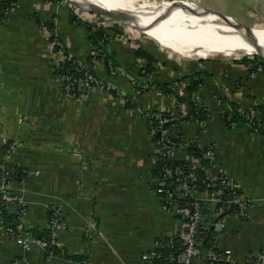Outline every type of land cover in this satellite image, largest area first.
Returning a JSON list of instances; mask_svg holds the SVG:
<instances>
[{"label":"crops","instance_id":"obj_1","mask_svg":"<svg viewBox=\"0 0 264 264\" xmlns=\"http://www.w3.org/2000/svg\"><path fill=\"white\" fill-rule=\"evenodd\" d=\"M37 17L52 21L65 49L84 61L95 45L92 33L103 28L108 56L96 63L95 72L117 94L101 86L84 99L67 93L55 73L62 55ZM92 20L79 17L68 0H19L0 17V193L8 212L21 213L20 237L28 236L24 246L0 214V264L84 263L47 254L33 235V229H51L49 211L55 208L64 222L55 242L68 254L82 256L85 264H147L144 253L158 240L176 236L181 225L154 188L161 184L153 177L157 145L147 113L162 108L178 121L173 131L183 128L179 150L189 154L190 142L201 151L212 147L208 173L231 177L252 204L247 219L229 213L224 225L212 223L218 248L237 261L263 251L264 133L241 120L228 125L223 112H231L232 103L243 113L253 109L264 127V72L252 76L250 63L235 59L188 61L180 73H158L160 59L140 35ZM139 49L158 58L154 73L143 74L147 60ZM198 66L209 72L201 74L199 94L209 111L203 121L188 120V101L178 110L156 85L143 92L135 86L176 79ZM212 210L213 204L207 210L211 220ZM196 263L212 264L201 258Z\"/></svg>","mask_w":264,"mask_h":264},{"label":"built area","instance_id":"obj_2","mask_svg":"<svg viewBox=\"0 0 264 264\" xmlns=\"http://www.w3.org/2000/svg\"><path fill=\"white\" fill-rule=\"evenodd\" d=\"M9 12V11H8ZM60 46L59 52L62 55V60L65 58V44L63 41H56ZM102 41L101 44H103ZM90 54L99 55L103 54V46L94 45ZM73 54L69 53V57H72ZM61 60V61H62ZM99 60L94 57L93 64H89L86 61L79 59L76 60L77 69H84L83 77L73 78L70 75L61 76L63 89L72 94L70 91L75 87V83H78L82 86L81 93L76 96L80 99H84L88 96L89 91L93 87L101 86L110 90L111 88L117 89L108 84L102 83L95 72L96 63ZM60 63V62H59ZM250 73L252 76L258 75L259 73L264 72V62L262 60H257L249 65ZM133 83L137 84L136 79H133ZM188 84L187 80H182L176 85L178 91L183 95L186 94V85ZM175 100L174 97H172ZM198 101H201L199 95L196 98ZM176 101V100H175ZM161 111H166L165 108L160 109ZM155 115V114H154ZM153 116V114H151ZM247 116L251 119L255 118V111L253 109L247 113ZM174 119V117H173ZM171 118L164 117L158 114L155 117V121L150 120V125L152 126V132L154 134L159 133L160 140L157 142L156 147V158L157 160L164 156L172 159L173 153L181 148L183 145L184 139L181 144H177L173 141L172 138L179 137L180 129L175 131L164 128V125L168 123ZM173 129V128H172ZM184 137V136H183ZM204 155L213 161V149L212 147H207L202 151ZM187 162L189 164L187 173L184 174V168L175 163L174 167H166L164 169V175L157 178L160 181L162 190L164 192V202L168 208L173 209L178 215L181 222L179 233L174 237H167L160 239L156 242V247L148 250L144 253V260L147 264H197L196 259H206L208 262L215 264L217 262H223L225 264H264V252L251 255L244 261H237L233 259L229 251H221L216 243L215 234H213V240L210 241V247H205L204 243L207 240L210 229L212 228L211 218L208 215L207 210L211 208L213 204V213L214 217L218 221H222L224 216L228 214V210L233 204H238L239 212L236 214L239 217L246 218L251 212V202L245 198L243 193H238L240 190L239 185L229 176L225 174H220L212 176L208 173V167L202 166L201 159L195 156H192L190 153H187ZM203 168L207 173V178L211 180L207 184L208 188L212 187L213 189H198L194 184L198 179V169ZM230 188L233 190V198L228 200H223V192L225 189ZM6 197V196H5ZM16 200L17 198L14 197ZM181 199H185V205L183 206L180 203ZM18 200V199H17ZM18 203L21 207V211H24L25 205L21 200H18ZM54 215L51 223V230L53 236L56 237L57 230L64 226V222L59 213V210L52 209ZM224 213V215H223ZM223 216V217H222ZM203 229H206L207 232L203 235ZM8 232L16 237H20L19 232L13 234L12 228H6ZM209 230V231H208ZM21 238L23 245L27 246L28 236H23ZM38 243L43 245L41 240L36 239ZM171 249L169 254L163 258V250Z\"/></svg>","mask_w":264,"mask_h":264},{"label":"trees","instance_id":"obj_3","mask_svg":"<svg viewBox=\"0 0 264 264\" xmlns=\"http://www.w3.org/2000/svg\"><path fill=\"white\" fill-rule=\"evenodd\" d=\"M19 0H0V17L5 19L8 15V11L15 6L18 3ZM37 19L39 20V22H41V24L45 25L51 32V40L54 41V49L56 51L59 50L60 46L57 44L56 41L60 40V37L58 35H56L55 33V24L50 21V20H44L41 19L40 17H37ZM108 34L106 33V31L101 28L97 31H94L92 33V41L95 45L97 46H103V49L105 48L107 42H108ZM62 41V40H61ZM103 42V44H101ZM138 55L143 56L144 58H146L147 60V66L143 68V74H147L150 75V73H154V71L156 70V66L155 63L158 62V58L156 56H154L152 53H150L149 51H145L143 49H139L138 50ZM65 58L60 61V63L58 65L55 66V73L61 77L64 75H70L73 78H77V77H83L84 75V69H77L78 65L76 67V60H79L80 58L76 57V56H72L69 57V51L65 49V54H64ZM108 53H106V50L104 49V56L103 54H99V55H93L90 54L88 56V58L85 60L87 63L89 64H93V58L96 57L98 60L103 59V58H107ZM257 60H262L264 62L263 58H259L258 56L255 57H243L242 59H237L236 61H239L241 63H245V64H249V63H253ZM251 70V69H249ZM145 72V73H144ZM202 73H209L207 70H199V71H194L191 72L189 74L183 75L179 78L176 79H172V80H156V81H151V82H147V87H144L140 81L136 86V88L139 91H144V89H150L153 85H156L162 93H164L167 96L170 97H174L176 102H177V108L178 110H180V104L184 101H188L189 105L191 107V114L188 116V120H198V121H203L206 120L209 117V111L207 109V107L205 106V104L203 102L198 101L197 95L200 92L201 87L204 84V79L201 77ZM189 79L188 84L186 85V90L188 91V97H185L180 91L177 90L176 85L178 83H180L182 80H187ZM82 91V86L79 85L78 83H75V87L70 91L72 93V95H76L78 96ZM109 91H111L114 94H117V89H113L111 88ZM128 102H131L128 98L127 100V105L129 104ZM232 108L233 110L231 112H223V118L225 120V122L228 125H231L235 120H241L244 121L246 123H249L251 125V128H258L259 130H261V132L264 133V127L261 126V124H259V122L256 120V117L251 119L247 116V113H243L240 112L238 110V105L232 103ZM151 114H153V116H151ZM155 114V115H154ZM160 114L164 117H168L171 118V120L166 123L164 125V128H167L169 130H172V126L175 123H178V121H176L175 119H173L172 113L169 111H161V110H154L152 112H148L147 113V117L149 120H153L155 121V117ZM150 127H152L150 125ZM180 131H179V137L176 138H172L173 141H175L177 144H181L184 137H183V128L182 126L179 127ZM160 135L159 133L154 134V141L158 142V140H160ZM188 152L195 157H199L201 159V163L202 166H213V161H211L209 158H207L204 153L201 151V149L197 146V144H195L194 142H190V145L188 146ZM175 163L173 162V159L167 158V157H160L157 162H156V166L153 169V177L155 178H159L161 176L164 175V169L167 167H174ZM188 162L184 164L183 168H184V174L187 173V169H188ZM198 179L195 181V185L198 189H206L208 188L207 184L211 182L210 179L207 178V173L205 171V169L203 168H199L198 169ZM1 175V172H0ZM162 187L164 188L165 186H161V185H157L154 186V188L156 189L157 193L163 198L164 197V192L162 190ZM208 189H213L212 187L208 188ZM238 193H243L242 190L240 189L239 191H237ZM233 190L230 188H227L224 190L223 192V200H228L230 198H233ZM180 203L184 206L185 204V199H181ZM239 206L238 204H233L230 209L228 210V214H237L239 212ZM0 214L2 215L3 219H4V224L6 228H12L13 230V234H17L18 233V228L21 226L22 221H21V213H11L8 212L6 205H5V194L4 193H0ZM53 211L50 210L49 211V220L51 221L53 218ZM224 215V213H223ZM223 217V216H222ZM243 218V217H242ZM246 219V218H243ZM203 235L206 234L207 230L203 229ZM209 231V230H208ZM213 229H210L209 235L207 236V240L205 241L204 245L205 247H210V244H208V242H210L209 240H213ZM33 235L35 236L36 239L41 240V242L43 243V246L45 247L47 254L49 255H61V256H65V257H69L72 259H78V260H82L84 261L83 264H85V262H87V259L83 260L82 256L79 255H72V254H68V252L66 250H62L58 247L57 243L55 242L56 237L53 236L52 234V230L51 229H45V230H37V229H33L32 230ZM171 251V249H165L163 250V258H165V256H167L169 254V252ZM264 252L263 251H260ZM254 255V254H253ZM249 258V257H248ZM215 264H225L223 262H217Z\"/></svg>","mask_w":264,"mask_h":264},{"label":"bare ground","instance_id":"obj_4","mask_svg":"<svg viewBox=\"0 0 264 264\" xmlns=\"http://www.w3.org/2000/svg\"><path fill=\"white\" fill-rule=\"evenodd\" d=\"M87 10L97 4L124 15L132 27L147 29L150 37L173 56L240 58L264 54V29L237 28L202 7L177 0H73ZM231 20H235L231 16ZM197 58V59H198ZM212 59V58H211Z\"/></svg>","mask_w":264,"mask_h":264},{"label":"rangeland","instance_id":"obj_5","mask_svg":"<svg viewBox=\"0 0 264 264\" xmlns=\"http://www.w3.org/2000/svg\"><path fill=\"white\" fill-rule=\"evenodd\" d=\"M70 2L71 7L73 10L79 15L81 18L89 19V17L93 22H97V24L105 25L108 28H114L118 30V28L122 30H126L129 33H133L134 35H140L139 38L143 39L142 41H147V49L153 51L160 59V63H158V73H164L166 70L176 69L178 73L186 69V65L189 62L193 63H201L200 65H205L209 61L213 60H230L234 61L235 59L232 57L224 58L226 56H216L211 58H198V57H180V56H169L168 53L161 48L160 45L156 44V42L150 37L147 29L143 27H139L137 30L136 28L132 27L130 24L118 20H114L110 17L103 16L100 14L92 13L88 10H85L78 6L77 4ZM177 1H184L189 2L194 5L200 7H207L214 10H218L222 13L232 16L235 20L241 22L244 25H247L251 28L256 29H264V0H177ZM142 31V32H141ZM171 55V54H170ZM255 57L259 55H241L239 59L243 57ZM198 58V59H197ZM189 61V62H188ZM236 61V60H235ZM164 63V65H162ZM157 63H155L156 66ZM198 69H204L198 66ZM167 72V71H166ZM191 72V71H190ZM157 73V72H156ZM151 74V73H150ZM256 76V75H255ZM188 81V80H187ZM189 82V81H188ZM200 96V94H198ZM201 98V97H200Z\"/></svg>","mask_w":264,"mask_h":264},{"label":"water","instance_id":"obj_6","mask_svg":"<svg viewBox=\"0 0 264 264\" xmlns=\"http://www.w3.org/2000/svg\"><path fill=\"white\" fill-rule=\"evenodd\" d=\"M71 2L74 3L73 0H70ZM88 11L92 12V13H96V14H100V15H103V16H107V17H110L114 20H118V21H122V22H127L126 18L124 17V15L116 10H113V9H109V8H106V7H103V6H100V5H97V4H92L91 7L89 9H87ZM202 10L204 11L205 14H214L218 17H220L221 19L225 20V22H227L228 24H231L237 28H247L248 26L247 25H244L242 24L241 22L239 21H232L231 20V16L230 15H227L225 13H222L218 10H214V9H211V8H207V7H202ZM257 55L261 56V58L264 59V54L262 53H256ZM173 162L180 165L181 167L184 166L185 163H187V151L182 149V150H177L173 153ZM213 213V210L211 211L210 214ZM211 222H216V219L213 218L211 220Z\"/></svg>","mask_w":264,"mask_h":264}]
</instances>
